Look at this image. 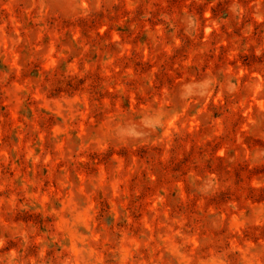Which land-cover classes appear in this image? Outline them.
<instances>
[{"label": "rangeland", "instance_id": "1", "mask_svg": "<svg viewBox=\"0 0 264 264\" xmlns=\"http://www.w3.org/2000/svg\"><path fill=\"white\" fill-rule=\"evenodd\" d=\"M0 264H264V0H0Z\"/></svg>", "mask_w": 264, "mask_h": 264}]
</instances>
